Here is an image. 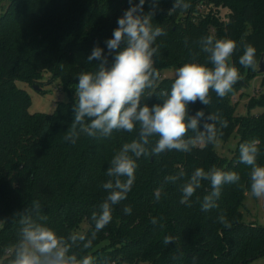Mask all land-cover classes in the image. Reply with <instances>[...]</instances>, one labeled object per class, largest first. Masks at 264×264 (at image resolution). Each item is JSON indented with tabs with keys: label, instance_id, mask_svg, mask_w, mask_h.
<instances>
[{
	"label": "trees",
	"instance_id": "trees-1",
	"mask_svg": "<svg viewBox=\"0 0 264 264\" xmlns=\"http://www.w3.org/2000/svg\"><path fill=\"white\" fill-rule=\"evenodd\" d=\"M185 2L190 5L186 11L169 14L174 0H160L154 10L153 26L162 27L166 35L154 45L159 46L154 57L158 86L142 104L163 103L158 95L170 90L175 78L164 75V70L191 62L193 53L197 62L207 63V54L200 50L202 38H230L237 49L228 62L238 69L240 79L223 98L211 92L210 106L197 101L188 107L190 115L200 110L205 116L218 112L228 121L220 138L237 132V146L228 158L215 151V145L141 157L127 198L113 206L111 222L97 234L93 247L81 253L94 256L96 264H243L264 254V225L244 222L241 209L250 190L251 168L238 162L240 144L256 139L257 163L264 166V72L258 70L264 54V0ZM130 6L128 0H9L0 13V261L17 241L19 221L32 212L33 201L40 203L46 226L59 235L94 230L91 214L99 211L108 195L101 187L109 179L106 171L116 152L137 132L114 131L98 139L80 133L75 144L64 137L74 119L78 75L97 69L99 61L87 59L96 46L104 49L111 66L113 56L108 55L105 41L112 38L118 18ZM150 11L152 5L146 0L144 12ZM244 43L256 49L255 69L239 64ZM45 73L49 82L59 80L69 99L58 100L53 112H31V94L17 80L38 85L43 92ZM258 75L261 87L249 94L244 89ZM247 93L248 112L238 113L234 97ZM256 106L261 110L252 112ZM213 166L237 172L240 181L223 186L218 208L201 210L203 197L211 192L207 180L190 198L191 207L182 204V185L195 169L208 171ZM180 171L185 175L176 183L164 182ZM161 187L157 201L155 190ZM126 206L132 209L130 215L123 211ZM221 214L230 228L219 222ZM153 218L156 224L151 223ZM84 221L87 227H82ZM165 236L176 241L165 245Z\"/></svg>",
	"mask_w": 264,
	"mask_h": 264
},
{
	"label": "clouds",
	"instance_id": "clouds-1",
	"mask_svg": "<svg viewBox=\"0 0 264 264\" xmlns=\"http://www.w3.org/2000/svg\"><path fill=\"white\" fill-rule=\"evenodd\" d=\"M128 2L131 6L118 18L112 38L105 41L108 55L113 56L111 66H107L104 49L96 46L87 59L89 63L99 61L97 69L78 75L74 119L64 137L65 141L75 144L80 133L98 139L108 138L114 131L137 132L136 138L124 143L116 152L106 171L109 179L101 187L108 195L99 205V211L91 214L94 230L90 234L73 231L67 236L59 235L46 226L47 217L40 214V203L33 201L32 212L22 215L19 221L22 227L17 241L6 250L0 264H96L94 256L81 253L93 247L97 234L111 222L113 206L127 198L136 180L137 161L172 150L189 153L197 146L215 145L223 136L222 130L228 127V121L218 112L205 116L200 110L190 115L188 106L197 101L210 106L211 92L223 98L232 91L240 79L238 69L228 62L237 49L236 41L211 35L202 38L200 50L207 54V63L197 62L193 53L191 62L175 70L170 90L159 93L163 103L150 107L142 101L154 94L160 80V73L154 67L159 46L154 45L158 37L166 35L162 27H154L152 23L160 0H150L153 11L148 13L144 12L146 0H139L138 4H133V0ZM189 7L185 0H174L169 14L177 9L186 11ZM243 47L239 64L255 69L256 49L247 43ZM153 137L157 139L153 141ZM258 144L256 139L240 144L238 162L250 166V193L259 199L264 198V166L257 163ZM184 175L180 171L166 176L164 182L174 184ZM240 179L235 171H223L215 166L208 171L197 168L182 185L180 202L191 207L190 198L201 187V182L207 180L211 192L203 197L201 210L218 208L223 186L236 184ZM162 192L163 187L155 190L157 201ZM123 211L130 215L132 209L126 206ZM218 220L225 227H231L223 214ZM151 223L156 224L157 219L153 218ZM175 241V237H164L165 245Z\"/></svg>",
	"mask_w": 264,
	"mask_h": 264
},
{
	"label": "rangeland",
	"instance_id": "rangeland-1",
	"mask_svg": "<svg viewBox=\"0 0 264 264\" xmlns=\"http://www.w3.org/2000/svg\"><path fill=\"white\" fill-rule=\"evenodd\" d=\"M9 0H0V13L6 7V4ZM226 9L222 10V13H226ZM178 67H172L164 70V75L166 76H175V70ZM259 68V67H258ZM47 73L44 74V84L42 87L44 91L41 92V89H37L35 85H31L30 83L17 80L18 86L25 88L29 91L32 97V103L30 105V111H43V112H53L55 109V105L58 100H68L69 96L66 91L60 89L58 82L59 80H54L53 82L48 81ZM260 75L256 76L250 83V85L245 88L246 92L255 93L257 92L261 85H260ZM249 94H245L243 97L241 95H236L234 97V101L238 102L237 105V112L246 114L248 112V108L246 106ZM261 110L259 106L252 108V112H257ZM239 140V135L237 132H233L229 138L222 139L219 138L218 142L215 144V151H217L220 155L224 157H231L233 153V149L237 146ZM243 211V219L244 222L247 223H255V224H262L264 225V198H255L251 195L250 190L245 192V198L243 205L241 207ZM3 221L0 218V227L2 226ZM82 227H87V223L84 221L82 223ZM123 264H130L125 262ZM243 264H264V254L254 258L252 260L246 261Z\"/></svg>",
	"mask_w": 264,
	"mask_h": 264
},
{
	"label": "water",
	"instance_id": "water-1",
	"mask_svg": "<svg viewBox=\"0 0 264 264\" xmlns=\"http://www.w3.org/2000/svg\"><path fill=\"white\" fill-rule=\"evenodd\" d=\"M259 72H264V54L261 55L260 62H259ZM35 87L38 89L39 86L35 85Z\"/></svg>",
	"mask_w": 264,
	"mask_h": 264
}]
</instances>
